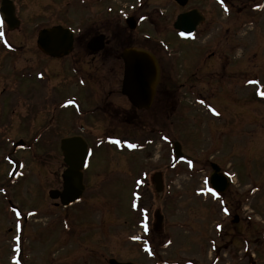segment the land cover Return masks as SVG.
I'll return each instance as SVG.
<instances>
[{"label":"rangeland","instance_id":"1","mask_svg":"<svg viewBox=\"0 0 264 264\" xmlns=\"http://www.w3.org/2000/svg\"><path fill=\"white\" fill-rule=\"evenodd\" d=\"M192 1L204 12L211 9L208 0ZM228 1L245 7L256 0ZM175 4L107 0L98 6L79 0V38L102 31L125 39L130 48L157 52L165 64L160 88L166 89H159L153 104L141 110L114 96L110 111L99 109L85 122L88 136L81 138L90 151L83 172L85 192L68 209L48 194L62 188L59 139L72 132L71 114L68 126L60 122L53 135L39 141L32 137L44 127L43 110L30 123L21 110L19 124L3 127L0 264H108L111 259L131 264H264V10L243 18L253 26L238 37L234 30L241 19L222 18L228 29L221 30L214 18L208 38L227 46L216 48L205 64L197 56L211 43L176 39ZM108 9V30H95L94 24L83 28L91 22L100 26ZM129 14L138 21L134 31L125 24ZM231 44L239 48L236 54ZM224 53H232L234 62L220 68L224 75L232 74L236 89L209 85L211 75L221 72ZM168 62L175 68H168ZM189 81L193 89H179ZM19 138L25 145L13 151ZM173 142L180 145L183 160L171 165ZM211 164L228 180L223 194L211 189ZM155 174L161 175V192L155 189ZM155 212L163 217L159 231L153 230Z\"/></svg>","mask_w":264,"mask_h":264},{"label":"flooded vegetation","instance_id":"2","mask_svg":"<svg viewBox=\"0 0 264 264\" xmlns=\"http://www.w3.org/2000/svg\"><path fill=\"white\" fill-rule=\"evenodd\" d=\"M106 1L80 0L82 5L92 3L98 6ZM192 2V0H188L187 5L182 8L179 4H175L176 12L173 15L172 26L182 13L198 10L203 21L197 26L195 34L191 38H181L175 30L174 33L176 39L182 43H194L200 39H206L207 44L211 43L203 48L197 56L200 60L205 58V64L212 58L216 48L218 50L221 49L220 46H227V44L217 46L215 45L216 42H210L208 38V34L213 29L211 23H213L214 18L219 19L217 29L221 30L227 26V23L221 22L222 18L225 21L232 17L241 19L237 29L234 30V35L238 37L245 27L253 26L250 21L244 22L243 18L246 17L247 20L248 15L257 16L264 10V0H256L253 4L245 7L235 6L228 0H208L211 5L208 12H204ZM104 13L107 15L105 16L107 19L102 21L107 22L101 21L100 26L96 25V22H91L85 24L83 28L87 29L94 24L95 30H108L107 28L111 26L109 24L112 19L109 15L111 11L108 9ZM134 19L136 20V17ZM136 22L138 21L136 20ZM53 29L70 31V50H68L69 38H64L59 42L65 46L53 47V40L50 37L45 39V52L40 50L38 47L40 33ZM99 36L103 37L95 42V38ZM109 36L108 33L98 31L91 37L79 38V0H0V121L2 124L0 136L4 133L3 127L19 124V111L22 110L28 114V123H30L35 118L36 113L43 110L44 127L33 135L34 141L44 140V138L53 135L61 125L60 122L68 126L67 114L69 113L71 114L70 129L72 132L62 136L59 142L64 139L79 137L85 140L88 136L86 129H89L85 122L92 119V116L99 109L110 111V108L114 106V96H119L124 104L127 103L131 106L127 96L122 93L125 77V63L122 55L130 47L128 44L124 45L125 39ZM91 41L96 43L94 47L88 46ZM129 44L131 43L129 42ZM157 44L155 43L156 46ZM212 44L215 47H211ZM79 45L82 47L81 55H79ZM229 46H234L235 54L238 52L237 46L232 44ZM151 54L155 58L159 73L154 88L153 104L157 94L161 93V91L158 92L159 89L166 88H160L163 68H165L164 60L157 52L156 55ZM231 54L224 53L221 56L219 68L221 63L222 68L230 66L228 63L233 60ZM84 64L89 65L91 71H84ZM173 64H168L167 67L175 68ZM237 66H239V72L242 74V65ZM92 70L97 81L92 79L94 78L92 77ZM222 71L221 74L216 72L211 75L213 81L209 85L211 84L214 89H223L222 87L236 89L238 86H234L232 74L224 75ZM228 79L229 81L232 80L233 84L225 82L224 86H220L223 81ZM235 80L239 81V79ZM189 83L188 85L180 84L179 89L188 87V89H193L191 88V81ZM161 87H163L162 84ZM79 94L83 97H80ZM110 97L112 100L109 99ZM63 126L66 128L64 124ZM18 141L23 142V139L19 138ZM13 151L15 150L13 149ZM63 171L61 170V173Z\"/></svg>","mask_w":264,"mask_h":264},{"label":"water","instance_id":"3","mask_svg":"<svg viewBox=\"0 0 264 264\" xmlns=\"http://www.w3.org/2000/svg\"><path fill=\"white\" fill-rule=\"evenodd\" d=\"M175 1L181 6H185L187 3V0ZM202 20L203 18L196 10L185 12L178 17L174 28L179 31L181 36L190 37L194 34L196 27ZM126 25L130 30H134L136 27L133 18H128L126 20ZM70 34L69 30L66 31L61 29H53L48 32L42 31L38 38V47L42 52H45V39L50 37L53 40V47H62L65 45H62L59 42L64 38H69L68 50H70ZM101 37L103 36L95 38V42ZM95 42L91 41L88 46L94 47L96 45ZM64 53H66V51H64ZM122 57L125 63V77L122 93L127 96L132 106L136 109L141 110L149 108L152 104L155 93L154 88L159 78L155 59L148 52L137 49H128L124 51ZM21 144L22 142H19L15 145V147H18ZM60 150L63 162L67 167L61 175L62 190H52L49 192L48 197L51 200L59 201V204L63 208H70L80 201L83 193L85 192V186L83 184V171L87 163L88 149L86 143L79 137L62 140L60 142ZM172 154L176 157V162L183 159L181 147L178 143L172 144ZM211 168L212 173L209 177L211 189L217 194H223L229 185L227 179L223 176V174L219 173L220 168L217 165L212 164ZM152 180L155 184L156 191L161 192L163 188L161 175H153ZM12 209L19 215L16 208L12 206ZM154 219L155 223L153 225V230L159 231L163 224V217L159 212H155ZM108 264L131 263H122L111 259L108 261Z\"/></svg>","mask_w":264,"mask_h":264},{"label":"snow or ice","instance_id":"4","mask_svg":"<svg viewBox=\"0 0 264 264\" xmlns=\"http://www.w3.org/2000/svg\"><path fill=\"white\" fill-rule=\"evenodd\" d=\"M262 95H264V93H262ZM225 211H227V210H225Z\"/></svg>","mask_w":264,"mask_h":264},{"label":"bare ground","instance_id":"5","mask_svg":"<svg viewBox=\"0 0 264 264\" xmlns=\"http://www.w3.org/2000/svg\"><path fill=\"white\" fill-rule=\"evenodd\" d=\"M154 95H155V93H154Z\"/></svg>","mask_w":264,"mask_h":264}]
</instances>
